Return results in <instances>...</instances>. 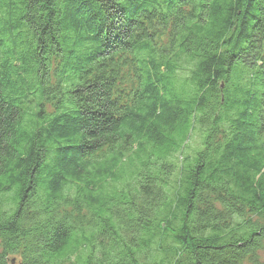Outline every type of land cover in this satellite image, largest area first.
<instances>
[{"label": "trees", "instance_id": "16d2710c", "mask_svg": "<svg viewBox=\"0 0 264 264\" xmlns=\"http://www.w3.org/2000/svg\"><path fill=\"white\" fill-rule=\"evenodd\" d=\"M264 0H0V264H264Z\"/></svg>", "mask_w": 264, "mask_h": 264}, {"label": "rangeland", "instance_id": "374dc122", "mask_svg": "<svg viewBox=\"0 0 264 264\" xmlns=\"http://www.w3.org/2000/svg\"><path fill=\"white\" fill-rule=\"evenodd\" d=\"M259 258L262 262H264V239L262 240V249L259 251Z\"/></svg>", "mask_w": 264, "mask_h": 264}]
</instances>
